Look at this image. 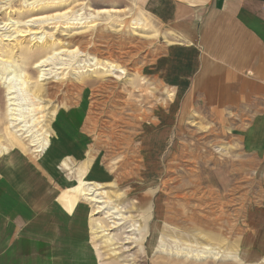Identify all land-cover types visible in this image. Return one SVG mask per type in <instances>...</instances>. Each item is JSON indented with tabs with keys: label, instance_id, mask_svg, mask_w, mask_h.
I'll use <instances>...</instances> for the list:
<instances>
[{
	"label": "rangeland",
	"instance_id": "374dc122",
	"mask_svg": "<svg viewBox=\"0 0 264 264\" xmlns=\"http://www.w3.org/2000/svg\"><path fill=\"white\" fill-rule=\"evenodd\" d=\"M141 2L42 0L35 11L28 10L23 0H10L9 7L0 10V21H7L8 16L19 20V29H25L30 18L67 9L82 8L79 12L84 14L114 10L99 14L96 24L83 31L78 28L68 33L61 26L53 29L52 24H45L42 45L43 39L31 35L41 29L17 34L16 54L31 47L22 68L31 91L37 82L42 86L40 119L48 124L53 142L35 152L28 137L20 136L13 126L16 122L10 120L11 100L0 79V142L5 145L0 154L2 264H69L71 257L85 255L97 264H264V161L255 151H244L239 139L221 130L204 108L199 111L196 104L183 105L182 94L186 96L190 87L180 88L176 81L149 73L150 63L176 41L168 28L147 15ZM145 17L150 29L132 28L133 19ZM12 29L3 27L0 32ZM0 44L9 47L15 39L0 36ZM53 48L82 50L65 71L71 66L78 69L89 54L112 61L124 71L103 68L105 72H87L82 81L72 69L60 79L52 74L38 78L34 62ZM175 77H180L178 70L172 73ZM18 97L19 112L24 113L27 101L21 93ZM63 118L68 124L65 139L72 146L57 145L54 138L64 140L61 130L54 127ZM12 139L19 143V150L15 142L10 143ZM54 143L57 150L48 155ZM60 153H66L71 165V180L75 178L73 168L92 163L88 172L110 194L104 211L92 216L96 205L84 200L80 186H65L63 173L48 166L51 157ZM13 154L19 156L14 162ZM151 156L153 160H148ZM142 197L146 201L141 203ZM75 203L88 207L84 220L72 218ZM58 205L70 217L63 228L56 213ZM112 206L131 215L121 226L112 227L113 219L103 213ZM89 216L106 228L104 233L114 237L115 244H100L102 238L90 231ZM131 218L145 228L141 245ZM114 245L119 254H110ZM203 246L211 247V253Z\"/></svg>",
	"mask_w": 264,
	"mask_h": 264
},
{
	"label": "crops",
	"instance_id": "0c3cea01",
	"mask_svg": "<svg viewBox=\"0 0 264 264\" xmlns=\"http://www.w3.org/2000/svg\"><path fill=\"white\" fill-rule=\"evenodd\" d=\"M141 6L176 41L149 73L190 87L182 104L204 108L264 161V0H142ZM177 70L180 77L172 78Z\"/></svg>",
	"mask_w": 264,
	"mask_h": 264
},
{
	"label": "bare ground",
	"instance_id": "6f19581e",
	"mask_svg": "<svg viewBox=\"0 0 264 264\" xmlns=\"http://www.w3.org/2000/svg\"><path fill=\"white\" fill-rule=\"evenodd\" d=\"M9 1L10 0H0V10H5L6 8H8L9 4H10ZM41 1L42 0H23V3H25L28 10H35L36 11L43 4V3H41ZM50 1L52 3H58L59 2V0H50ZM80 10H82V8H80L79 10H76L74 12L71 9H67L64 11L52 13L50 15H40L37 17L30 18L29 20L25 21V23L27 24L25 29H19V27H20L18 25L19 20H13L9 16L7 17V19H8L7 21H0V28L4 27L7 29H10L11 27H13L12 31L9 30V31H5V32H0V36L1 37L2 36H8V37L13 36V39H15V44H11L9 47H3L0 44V79L3 80V82L5 84L6 94L9 95L8 100H11V103L9 104V106H11V107H9V109H8L10 111L9 115H11L10 120L12 122H16L13 124V126L17 129L16 131L21 132L20 136L28 137L31 146L34 147L35 152L44 150L53 141L51 139V135L49 134L48 124H46V121L45 122L43 121L44 122L43 123L42 120L40 119L43 116V115H40V113L43 111L42 108L44 107V106L40 105L41 104V101H40L41 98H39V95L41 94L42 86H41V84H39L37 82L34 85V90L31 91L30 84L28 82L29 81L28 74L25 73L23 68H22V65H26L27 60H29L28 59L29 55H30L29 53L32 51L30 49L31 47L24 49V51L21 50L20 53L16 54V51H14V50L20 44V41L17 38V34L27 32V31H31L32 29H35V30L41 29V31H39V32H32L31 35H32V37H37V35H38L37 38L43 39L45 32L42 29H43L45 24H52L53 26H51V27L53 29L61 26V28L65 31H68V33H70L72 30L78 29V28H81L83 31V30H86L87 28H90V27L92 28V26H94L96 24L95 21H96V19H98L99 14H101V13H107L108 14V13L114 11L113 9H97L95 11L93 10L92 12H88L87 14H84V12L80 13L79 12ZM131 25H132L133 29H140V28L147 29V30H148V28L150 29L149 23H148L146 17L142 18V19L141 18L133 19L131 21ZM149 31H151V30H149ZM43 43H44V39L41 41V45ZM81 51H79L77 48H72L71 50H69V49L62 50L60 48L59 49H54V48L51 49V51L47 55L41 56L39 59L36 60V62H34V64L38 68L37 69L38 72L40 73L38 78L40 76H46V75L52 74L50 76H53L55 79H60L63 77L64 74H68L72 69V70H74L73 73L81 76L80 81H82V79L84 78L83 76L86 75L87 72H97V73L105 72V70L103 68H106V70L109 68H116V69H121L122 71H124V69L121 66H117L112 61H108L107 59H98L95 56H90V54L87 58L82 59V65H80L78 67V69H75L73 66H71V67H69L71 69L65 71L66 68L68 66H70V64H71L70 61H72V58L80 55L82 53ZM87 52H88V50H87ZM62 55H64V56H62ZM63 57L67 58V60L64 61ZM59 58L61 59V61H56ZM54 61H56V62H54ZM57 65H59V66H57ZM47 66H49V67L45 68ZM79 68H80V70H79ZM84 68H86V69L84 70ZM59 69H62V70L58 71ZM108 71H110V69ZM61 74H62V76H60ZM87 75H89V74H87ZM45 78L46 77H44V79ZM91 79H93V78H91ZM95 79H97V78H95ZM37 81H39V80L37 79ZM93 81H94V79H93ZM77 87H79V86H77ZM20 93L22 95V98L27 101V103L25 104L27 106V108H26L27 111H24V113L19 112V109H18L19 105H20V103L18 102V99H19L18 94H20ZM79 108H81V107H79ZM52 111H54V110H52ZM26 118H29V119H26ZM78 118H79V116H78ZM27 123H28V125H27ZM66 124H67V121L65 118H63V119H61V124L57 123L58 127L56 126V124L54 125L55 130H61L59 132L63 135L64 140L66 141L65 142L63 140V142L62 141L60 142L59 137H54L55 139H57L56 140L57 145L69 144V146H72V145H70L72 143H70L68 140L65 139V132L67 129ZM67 137H68V135H67ZM14 142L16 143V145L14 146L15 150H19L20 145H19V143H17V140L12 139L10 141V143L12 145ZM56 144L52 147V150H48V152H47L48 155H50V153H52L53 150H55V149L57 150ZM4 146L5 145H3L0 142V154H2L4 152V150H5ZM75 156H77V155H75ZM16 158L19 159V156L16 154H13V156L11 158L12 162L16 161L17 160ZM43 160L46 161L45 157H43ZM43 160L41 162L42 164L47 163V162H44ZM47 164H48V166L52 167L53 169L60 170L63 173V175L65 176V180H64L65 186H67L69 188L75 187L77 185L80 186V187H78L79 188L78 192L81 191V195L84 196V200H86L89 203H92L93 205H96V206H94L93 209H91L92 216L94 214H98V213L104 211L103 208L105 207L104 204L106 203V200H107L106 198L107 197L109 198L110 194H109V191L107 192V190H101V188H103V186L105 184L97 182V180L94 179V177H92V173L88 172V168H90V165L92 163L91 164H81L80 167H78L77 169L73 168L75 171V173H74L75 178L72 180L69 178L72 171H71V167H70L71 165L67 162L66 153H62V154L60 153V155H58V154L53 155L51 157V161H49ZM72 165H74V164H72ZM59 166H60V168H59ZM91 167L95 171V169H94L95 166L92 165ZM66 173L68 176L66 175ZM98 176L101 178L104 177L103 175L101 176L100 174ZM25 180L28 181V180H31V178L25 177ZM4 189H5V187H4ZM116 192H115V196L120 197L121 195L116 194ZM145 201H146V197L145 198L142 197L141 203L145 202ZM73 206L75 209H74V214H73L72 218L74 220H76L78 217H80V220H82V219L84 220L86 218L85 214L88 212L87 211L88 207L86 205H82V203L77 204V205L75 203ZM121 209H122V207L119 208L117 206H114V207L112 206L111 208H109L105 212H103L106 214V216L108 218L113 219L111 221L112 227L121 226L125 222V220L129 216H131V215L123 214L124 211ZM56 213L60 216V218L62 220L61 228L65 227L67 224V220L70 218L67 211L65 210V208L63 206L58 205ZM130 220H132V223H131V226H133L132 229H135L139 235L137 238L138 241L137 240L136 241L141 245L143 242V239H144V235H145V228L143 227V225L141 223H138L133 218H131ZM89 223H90V231L93 230L94 236H100V238H102V240L100 241V244H103L104 247H108V246H111V245L116 243V242H112L114 240V237L106 236L107 234L104 233V230L106 228H102L101 224L96 220V218L90 217ZM104 226L106 227V224ZM108 226H111V225H108ZM168 231L172 233L173 230H168ZM167 232H164V234L165 233L167 234ZM125 238L128 240L130 238L132 239V237H128V236H126ZM98 244H97V246H98ZM159 247H161V246H159ZM116 249H118V247H115V245L113 248H110V250L112 252L110 254H112V255L119 254V251ZM204 249L207 250V251H205L206 253H211L210 252L212 250L211 247L205 246ZM85 256L84 257L82 256L81 258H75V259H73L71 257L69 264H97L96 259L85 257Z\"/></svg>",
	"mask_w": 264,
	"mask_h": 264
}]
</instances>
